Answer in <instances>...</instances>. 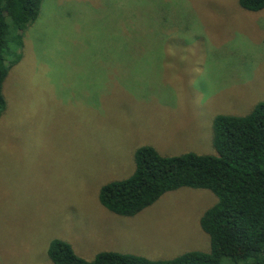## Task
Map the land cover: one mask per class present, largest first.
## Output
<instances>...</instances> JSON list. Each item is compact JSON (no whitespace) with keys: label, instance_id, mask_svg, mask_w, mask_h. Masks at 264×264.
<instances>
[{"label":"rangeland","instance_id":"1","mask_svg":"<svg viewBox=\"0 0 264 264\" xmlns=\"http://www.w3.org/2000/svg\"><path fill=\"white\" fill-rule=\"evenodd\" d=\"M4 83L0 120V264H53L54 238L170 259L209 251L207 189L164 193L134 216L99 189L161 155L215 154L213 120L264 101V9L238 0H43ZM14 53L21 51L12 41Z\"/></svg>","mask_w":264,"mask_h":264},{"label":"trees","instance_id":"2","mask_svg":"<svg viewBox=\"0 0 264 264\" xmlns=\"http://www.w3.org/2000/svg\"><path fill=\"white\" fill-rule=\"evenodd\" d=\"M43 0H0V120L5 115L3 88L8 70L22 56L23 32L37 18ZM242 9L260 11L264 0H238ZM10 41L19 50L14 53ZM215 154L161 155L142 145L133 154L126 178L103 184L100 204L119 216H134L164 193L182 187L210 190L216 197L199 220L210 248L170 259L102 251L92 260L75 254L59 238L49 242L53 264H264V101L246 115L219 114L212 124Z\"/></svg>","mask_w":264,"mask_h":264}]
</instances>
